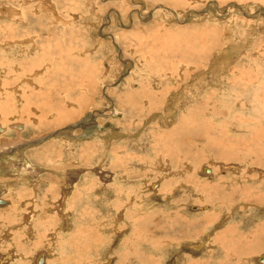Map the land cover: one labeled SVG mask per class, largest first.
Masks as SVG:
<instances>
[{
  "label": "rangeland",
  "instance_id": "374dc122",
  "mask_svg": "<svg viewBox=\"0 0 264 264\" xmlns=\"http://www.w3.org/2000/svg\"><path fill=\"white\" fill-rule=\"evenodd\" d=\"M207 1L96 0L108 17L100 24L88 0H0L3 9L23 10L21 18L0 17V142L41 134L39 146L17 145L20 158L27 152L58 170L36 182L21 167L7 169L1 161L15 148L4 153L3 146H15L0 143V255L14 253L3 264H264V32L248 31V54L224 69L222 82L208 74L200 92L175 96L168 120L161 118L170 92L230 45L226 38L218 47L212 30L234 19L240 36L251 27L243 13L209 17ZM218 2L232 10L233 1ZM252 2L264 9V0ZM200 11L203 18H186ZM95 34L101 42L79 56ZM24 38L28 50L17 43ZM169 44L193 49L182 55ZM38 67L45 72L35 78ZM64 127L96 136L70 145L67 133L64 142L47 135ZM207 165L215 177L202 171ZM44 250L47 259L38 256Z\"/></svg>",
  "mask_w": 264,
  "mask_h": 264
},
{
  "label": "bare ground",
  "instance_id": "6f19581e",
  "mask_svg": "<svg viewBox=\"0 0 264 264\" xmlns=\"http://www.w3.org/2000/svg\"><path fill=\"white\" fill-rule=\"evenodd\" d=\"M219 0H208L207 2H209V3H211V5H209L206 9H205V11H207V9H209V11H210V13L211 12H215V13H212V14H210L209 15V17L211 16V17H213V16H215V15H218V16H223V14L225 15V14H229V13H231L232 15H234V14H239V13H243V15H246L247 16V18H249V21H247L248 23H251V27L249 28V30H244V32H246V34H242L241 36L239 35V33H238V26H237V24H238V22H236V21H234V20H232V21H229V24L226 26V28L225 29H219V27H217L216 29H214V30H212V33H211V35H212V37H213V39H215V42H216V44H217V46L218 47H224L223 45H222V43H218L219 41H224V39H226V38H229V40H230V42H229V44L230 45H228V47H225L224 48V50H223V52L221 51L218 55H217V57L216 58H214V59H212L211 61H210V63H209V65L207 66V68H205L204 70H200V72L201 73H199V74H196L194 77H193V79L191 80V81H189V82H186L185 84H183V85H181L182 87L180 88H177V89H175V90H172L171 92H170V97H169V100L166 102L167 103V106H168V108H167V113H166V116L165 117H163V116H161V118L162 119H166V120H168V118H169V116H168V114L171 112V111H173V109L171 108L172 106H171V101H172V99L173 100H176V97L175 96H177V97H183V96H185V95H188V94H191L192 92H194V91H198V92H200V90H201V88L203 87V86H206L207 85V83H209V81H207V75L208 74H211V79L213 80V79H216V80H219V81H221V75H223V73H224V71L226 72V70H224L225 68H228L231 64H233L237 59H239L240 57H241V55L242 54H245V53H247L248 54V51H247V48H246V45H248L249 43H250V39L252 38V36L251 37H249V34H248V31H250V35H252V32L254 31V33L255 34H258L259 32H261V33H263L264 32V14L262 13V11L264 12V9H263V7H260V9H258L259 7V4L258 3H255V2H252V0H230V1H233L232 2V5H233V7H232V5H229V7H232V10H229L228 9V7H226L225 9H221L220 8V2H218ZM220 1H226V0H220ZM97 2H96V0H88V5L92 8V9H89V12L90 13H94L95 15H97L99 18H101L100 19V24H103V21H106L107 19H108V17L106 16V15H103V14H101V13H98L97 12V4H96ZM50 4H51V6H49V5H47V7H48V9H54L55 11H57L56 10V8H55V4L54 3H52L51 1H50ZM96 6V7H95ZM245 8H247V10H245ZM252 9V10H251ZM204 10V9H203ZM261 10V11H260ZM48 11V10H47ZM205 11L203 12V11H200V12H195V14H193V13H191V12H189L188 14L189 15H187L186 16V18L188 19V20H191V19H193L194 17H199V18H203L206 14H205ZM111 12H113V14L115 15L116 13L114 12V11H111ZM110 12V13H111ZM138 14V13H137ZM147 14V13H146ZM9 16H16V17H11V18H21V17H23V10L22 9H3V6H1L0 5V17L1 18H3V17H9ZM57 19H60V17L61 16H58L57 14L56 15H54ZM115 17L117 18V19H119V21H120V25H122V26H126L127 24V20H121L119 17H118V15H115ZM229 17V16H228ZM245 17V16H244ZM62 18V17H61ZM198 18V19H199ZM226 19V18H225ZM254 19H260V22L262 23V24H260V25H254L256 22L254 21ZM243 21L244 20H246V19H242ZM65 21V20H64ZM63 21V22H64ZM68 23V22H67ZM66 25V24H65ZM234 30H236V33H238V35L240 36V39L242 38V40H243V42H245V45L243 44V42H242V44H241V42H239L238 41V37H236V35H235V32H234V34L233 33H231L230 31H234ZM243 31V30H242ZM209 32V31H208ZM230 32V33H229ZM210 33V32H209ZM243 33V32H242ZM253 33V34H254ZM29 35H27V37H28ZM26 37V38H27ZM31 37V36H30ZM32 39L34 38V36H32L31 37ZM18 40V39H17ZM22 40V39H21ZM24 41H21V42H17L18 43V45L20 44L21 45V47H22V50H28V48L25 46L26 44H25V38L23 39ZM28 40V39H27ZM241 40V41H242ZM6 41V42H5ZM19 41H20V39H19ZM168 41V40H167ZM3 42H5L4 44H7V45H12V43H14L13 42V40H12V43H11V40H3V41H1V44L3 43ZM15 42V43H16ZM30 42V41H29ZM31 42H32V40H31ZM31 42H30V45H31ZM97 44V42H101V38H100V36H98V35H94L93 36V38H91V42H90V40L88 41V45L84 48V49H80V50H78V52H77V50H75V53L77 52V53H79V56H80V54H82V53H84L85 51H91V49L92 48H94V46H95V43ZM14 43V44H15ZM16 43V44H17ZM264 43V42H263ZM13 44V45H14ZM28 44V43H27ZM93 47H92V46ZM33 46H36V45H33ZM248 46H250V45H248ZM262 46V45H261ZM185 47V48H184ZM193 47V46H192ZM205 47V46H204ZM263 47H264V44H263ZM168 49L170 48V50L173 52V53H178V52H176L175 50L177 49V50H179V51H181L182 53V55L183 54H185L186 53V50L190 53L191 51H192V49H191V45H186V46H180L179 44H177V45H174V44H169V47H167ZM207 48V47H206ZM228 48V50H226ZM230 48V49H229ZM183 50V51H182ZM93 51H94V49H93ZM161 53L162 52H165V51H162L161 49L159 50ZM95 52H96V50H95ZM94 52V53H95ZM208 52V51H207ZM75 53H73V54H75ZM91 53V52H90ZM257 53V52H256ZM256 53H255V55L253 56V54L251 55V54H249V57L251 56V57H257V55H256ZM71 54H72V52H71ZM71 54H69V55H71ZM160 54V53H159ZM258 54V53H257ZM78 55V54H77ZM250 57V58H251ZM182 63H184V62H182ZM21 64V63H20ZM252 65V64H251ZM72 66H74L73 64H72ZM44 67V66H43ZM39 68L38 67V69L36 70V71H38V75H34L35 76V78H37V77H41V74L42 73H44L45 72V70H44V68ZM19 68V67H18ZM2 69H4V68H2ZM36 71H34V72H36ZM214 74V75H213ZM29 75H31L32 77H33V75L32 74H29ZM28 75V76H29ZM24 78V77H23ZM35 78H34V80H35ZM30 79V78H29ZM210 79V80H211ZM22 80V79H21ZM33 79L31 78V81H32ZM125 81H126V79H124ZM211 80V81H212ZM24 81V80H23ZM26 81V80H25ZM30 81V80H29ZM30 81V82H31ZM130 80H128V81H126L127 83L126 84H134V83H132V82H129ZM210 81V82H211ZM218 82V81H217ZM222 82V81H221ZM33 84H35V83H33ZM24 85V84H23ZM16 88H18V87H16ZM19 90V89H18ZM19 92V91H18ZM102 96V95H101ZM100 96V98L102 99V98H105V97H108L107 95H105L104 97H101ZM190 96V95H189ZM189 96L188 97H186L187 99L189 98ZM110 98L109 99H107V101L110 103ZM180 103V101H177L176 102V104H179ZM166 106V107H167ZM7 108V107H6ZM5 108V109H6ZM68 108V107H67ZM113 109V110H112ZM0 110H2V108L0 107ZM114 111V115H119V113L118 112H115V108H113V107H111L110 108V111ZM1 114V113H0ZM97 114V113H96ZM101 114H107L108 115V117L107 118H110V112L109 113H103V112H101ZM174 114V113H173ZM68 115V114H67ZM107 115H105V116H107ZM61 116V115H60ZM94 116H95V114L93 115H89V117H92V118H94ZM120 116V115H119ZM175 117V116H174ZM37 118V117H36ZM97 118V117H96ZM160 118V117H159ZM111 119H112V117H111ZM84 120H89L88 119V115H86L84 118H83V120H80L79 122H83ZM17 122V121H16ZM107 122V121H106ZM12 124H14V122H12ZM109 124V123H108ZM15 125V124H14ZM110 125V124H109ZM70 126H72V125H70ZM70 126H68V127H70ZM84 126V125H83ZM92 126V125H91ZM25 128V124H19L18 125V129H20V128ZM68 127H64V128H61V130H55V131H53V132H49L47 135H50V137L51 138H59V139H61L62 141H63V139H62V137L63 136H65L66 135V133L69 135L68 137L69 138H67V139H65L63 142L64 143H68L69 141L71 142V141H75V140H81V139H83V138H89L90 139V137H92L93 136V131L91 130V129H85V131H84V133H82V134H77V133H75L74 132V130H73V128L72 129H66V128H68ZM90 127V126H89ZM100 127V126H99ZM12 128V127H11ZM97 128V127H96ZM101 128H103V127H101ZM106 128V127H105ZM199 128V127H198ZM1 129V128H0ZM3 129H5V128H3ZM7 130V129H6ZM102 131V130H101ZM187 131V130H186ZM182 132V131H181ZM2 133V132H1ZM114 133V134H113ZM112 134L113 135H115V132H113ZM119 133V132H118ZM196 133V132H195ZM41 135V134H40ZM40 135H35L34 137H33V139L32 140H30V141H24L22 138H18L17 140H7L6 138V143H4V144H6V145H8V146H10V145H14L15 147L17 146V144H19L20 142H27V144L29 145V146H31V148L32 147H34V146H36V145H38L39 146V144L41 143V142H43V141H45V137L44 136H40ZM95 135V134H94ZM96 136V135H95ZM108 136H110V135H108ZM117 135H115V137H116ZM130 136V135H129ZM49 137V136H48ZM94 137V136H93ZM112 137H114V136H112ZM118 137H119V135H118ZM122 137V136H121ZM3 138V137H2ZM49 139V138H48ZM84 139V140H85ZM112 139V138H111ZM56 140V139H55ZM108 140V139H107ZM110 141V140H109ZM69 142V143H70ZM1 143V142H0ZM48 143V142H47ZM62 143V142H61ZM63 143V144H64ZM73 143V142H72ZM72 143H70V145L72 144ZM21 144V143H20ZM23 144V143H22ZM25 144V143H24ZM26 144V145H27ZM33 144H36V145H34L33 146ZM175 144V143H174ZM41 145V144H40ZM62 145V144H61ZM60 145V146H61ZM4 147V149H5V152L4 153H6L7 151V147L6 146H3ZM6 147V148H5ZM17 147H19V146H17ZM23 147H24V145H23ZM12 148H14V147H10V149L9 150H11ZM63 148V147H62ZM66 148H67V146H66ZM20 149V148H19ZM22 149H24V148H22ZM71 149V148H70ZM15 151H16V153H15ZM15 151H13L12 152V154L11 155H8L6 158H4V159H2L3 161H1L2 162V164L4 165V166H6V168L7 169H10L11 168V166H16V167H21V170H24L25 172L26 171H29V174L27 173V177H31L30 179L31 180H35L36 182L38 181V179L40 178V175H41V173L43 172V171H45L46 169L47 170H49V171H58V170H56V169H53V168H45V167H42V166H39L38 164H36V163H34V162H32V160H31V157L30 156H28L27 154V156H26V159H24V160H21V158H20V156H22V154L23 153H21V151H19L18 149H16L15 148ZM65 151H66V149H65ZM67 151H69L68 149H67ZM48 152V151H47ZM70 152V151H69ZM3 153V152H2ZM3 153V154H4ZM68 153V152H67ZM8 154V153H7ZM6 154V155H7ZM10 154V153H9ZM32 155V154H31ZM35 155V154H34ZM34 155H33V157H34ZM36 156V155H35ZM0 157H1V154H0ZM37 157V156H36ZM24 158H25V156H24ZM38 159V158H37ZM167 164V163H166ZM220 165H221V168H223V169H241V168H243L239 163H219ZM1 165V164H0ZM195 166V165H194ZM220 168V167H219ZM69 169H71V168H66V169H63L62 170V172L63 173H65V171H71L72 172V170H69ZM156 169V168H155ZM160 169V168H159ZM13 170V169H12ZM18 170V169H17ZM46 170V171H47ZM74 170H75V168H74ZM73 170V171H74ZM171 169H169V171H170ZM186 170V169H185ZM193 170V169H192ZM9 171V170H8ZM13 171H15V169L13 170ZM166 171V170H165ZM173 171H175V170H173ZM191 171V170H190ZM202 171H204V173H205V175H210V176H212V177H215V168H214V166L213 167H210V166H203V168H202ZM5 172H7V171H5ZM12 172V171H11ZM15 172H17V174H18V171H15ZM75 172V171H74ZM73 172V173H74ZM84 172V171H83ZM111 172V171H110ZM260 173H261V175L263 174L264 175V171L263 170H261V171H259ZM3 173V172H2ZM69 173V172H68ZM99 173V172H98ZM171 173V172H170ZM186 173V172H185ZM220 173V172H219ZM5 174V173H4ZM11 174V173H10ZM9 174V175H10ZM14 174V173H13ZM22 174V173H21ZM21 174H19V176H21ZM37 174V175H36ZM80 174V173H79ZM104 174V173H103ZM166 174V173H165ZM169 174V173H168ZM2 176H3V174H1ZM0 175V176H1ZM15 175V174H14ZM63 175V174H62ZM61 175V176H62ZM105 175V174H104ZM1 176V177H2ZM163 176V175H162ZM6 177V176H5ZM24 177V176H23ZM102 177H104V176H102ZM113 177V176H112ZM77 178V176H75V175H71V176H69V177H67V179H66V181H69L70 182V184H72L73 182H74V180ZM101 178V177H100ZM105 178L106 177H104V180H105ZM10 179V178H9ZM16 179V178H15ZM21 179V178H20ZM26 179H28V178H26ZM102 179V178H101ZM108 179H110V178H108ZM17 180H18V178H17ZM30 180V181H31ZM43 180V179H42ZM112 180H113V178H112ZM142 180V179H141ZM156 180V179H155ZM15 181V180H14ZM24 181H26L25 180V178H24V180H23V182ZM213 181V180H212ZM222 181H224V180H222ZM19 181H17V183H18ZM68 182V183H69ZM109 182V181H108ZM221 182V181H220ZM4 183V182H3ZM16 183V184H17ZM28 183V182H27ZM33 183H34V181H33ZM104 183V182H103ZM107 183V182H106ZM105 183V184H106ZM152 183V182H151ZM14 184V183H13ZM16 184H15V186H16ZM38 184V183H37ZM229 184V183H228ZM6 185V184H5ZM4 185V186H5ZM66 185H67V183H66ZM66 185H64L63 187H66L67 188V186ZM219 185V184H218ZM3 185H1L0 184V200L1 199H3L2 197H1V195L4 193L5 194V190H6V188L4 187ZM72 186V185H71ZM142 186H143V184H142ZM160 186V185H159ZM177 186V185H176ZM62 187V186H61ZM68 187H70V186H68ZM165 187V186H164ZM218 186H216V188H217ZM176 188V187H175ZM224 188H225V186H224ZM70 189V190H69ZM68 190L69 191H71L72 190V187H70ZM151 189V188H150ZM156 189V188H155ZM64 190H66V189H64ZM63 190V191H64ZM217 190V189H216ZM173 191H174V189H173ZM207 191H208V189H207ZM214 191V190H213ZM66 192V191H65ZM64 192V193H65ZM152 192V191H151ZM68 193V192H67ZM226 194V193H225ZM66 195V194H65ZM153 195V194H152ZM162 195V194H161ZM172 195V194H171ZM218 195V194H217ZM60 196H61V194H60ZM66 198V197H65ZM7 199V198H6ZM5 199V200H6ZM62 199H63V197H62ZM213 199V198H212ZM63 200H65V199H63ZM171 200V199H170ZM3 201V200H2ZM10 201V200H9ZM60 203H61V201H59ZM193 202V201H192ZM12 203V202H11ZM227 203V202H226ZM7 206H8V204H6ZM62 205V204H61ZM65 205H66V203H65ZM64 205V206H65ZM226 205V204H225ZM13 206V205H12ZM62 207V206H61ZM15 208V207H14ZM67 212V211H66ZM197 213V212H196ZM233 213V212H232ZM230 215V214H229ZM206 239V238H205ZM224 240V239H223ZM207 241V240H206ZM238 242V241H237ZM208 243V242H207ZM189 244V243H188ZM205 244V243H204ZM190 248L191 249H193L194 251H197V250H199V249H202V244L201 243H195V242H191L190 244ZM48 250V249H47ZM50 251V250H49ZM41 252H43V253H41ZM12 253V252H11ZM38 253H41L40 255H38V256H42L43 255V258L45 259V256H46V259H47V255L49 254V252L48 251H46V250H44V251H40V252H38ZM14 254V253H13ZM13 254H11V255H6V254H2V255H0V264H3V263H7L9 260H11V258L13 257ZM16 255V254H15ZM14 255V256H15ZM23 256V255H22ZM21 256V257H22ZM50 256V255H49ZM52 256V255H51ZM11 257V258H10ZM17 258V257H16ZM261 258V257H260ZM37 261H38V259H37ZM262 262V261H261ZM260 262V263H261ZM264 262V261H263Z\"/></svg>",
  "mask_w": 264,
  "mask_h": 264
},
{
  "label": "crops",
  "instance_id": "0c3cea01",
  "mask_svg": "<svg viewBox=\"0 0 264 264\" xmlns=\"http://www.w3.org/2000/svg\"><path fill=\"white\" fill-rule=\"evenodd\" d=\"M129 23H130V22H129ZM129 23H127V25H129ZM107 73H108V72L105 71L104 74L101 76V79H102V80H104V78L106 77ZM105 74H106V75H105ZM54 75H55V74H54ZM170 76H173V75H167V76L165 77V79L171 80V79H170ZM87 77H88V76H87ZM99 79H100V78H99ZM173 90H175V89H173ZM146 94H147V93H146ZM0 111H1V110H0ZM18 125H19V124H17V127H18ZM23 129H24V127H23V128H20L19 130H23ZM34 136H35V135H34ZM19 137L21 138V136H19ZM19 137H18V138H19ZM32 137H33V136H32ZM18 138L16 137V138L13 139V140H17ZM30 138H31V137H30ZM6 139H7V138H6ZM6 139H3L1 145L4 144V143H6ZM7 140H8V139H7ZM31 140H32V139H31ZM3 142H4V143H3ZM20 143H22V142H20ZM20 143H19V144H20ZM24 143H25V142H24ZM19 144H17V145H19ZM5 145H6V144H5ZM16 147H17V146H16ZM16 147H14V148H16ZM34 147H35V146H34ZM14 148H12V149H14ZM28 148H31V147L29 146ZM9 149H10V148L7 147V150H6V151L8 152ZM12 149H11V150H12ZM26 150H27V149H25V151H26ZM25 151H24V152H25ZM26 154H27V152H25V158H24V159H26V156L28 155V154H27V155H26ZM36 158H37V157H36ZM32 162H33V161H32ZM39 166H40V165H39ZM46 170H47V169H46ZM46 170H45V171H46ZM47 171H49V170H47ZM10 253H11V252H10ZM41 253H43V252H41ZM41 253H38V254L40 255ZM11 254H13V253H11Z\"/></svg>",
  "mask_w": 264,
  "mask_h": 264
}]
</instances>
